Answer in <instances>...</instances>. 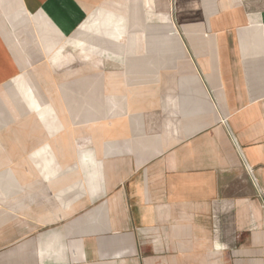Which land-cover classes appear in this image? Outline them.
<instances>
[{
  "label": "crops",
  "instance_id": "crops-1",
  "mask_svg": "<svg viewBox=\"0 0 264 264\" xmlns=\"http://www.w3.org/2000/svg\"><path fill=\"white\" fill-rule=\"evenodd\" d=\"M0 105V264H264V0H0Z\"/></svg>",
  "mask_w": 264,
  "mask_h": 264
},
{
  "label": "rangeland",
  "instance_id": "rangeland-1",
  "mask_svg": "<svg viewBox=\"0 0 264 264\" xmlns=\"http://www.w3.org/2000/svg\"><path fill=\"white\" fill-rule=\"evenodd\" d=\"M87 22V21H86ZM84 36V37H83ZM98 40V39H97ZM100 40V39H99ZM81 42H83V43H86V46L87 45H91V44H95L96 43V37L93 35V31H92V26H91V23L90 24H88L87 25V27L84 29V30H82L81 32H78L77 33V35L75 36V35H72V36H70V37H68L67 39H66V44H67V46H74L75 44H77V49H79V48H85L86 46H82V43ZM146 42H147V44H149V45H151V44H154L155 43V41H154V38L153 37H147V40H146ZM81 43V44H80ZM81 52V51H80ZM89 52L90 51H87V52H84V53H82V54H84V56L86 55V54H88L89 55ZM70 53L74 56V57H76L77 58V54L79 53V52H76L75 51V47H72L71 48V51H70ZM156 56V53H154V52H146L145 53V57H146V59L148 60V61H150V62H152V61H154V59L156 58L155 57ZM164 60L166 59L167 60V58L166 57H164L163 58ZM36 64L37 65H44L45 63H46V56L45 55H41V56H38V57H36ZM36 65V66H37ZM35 66V68H33L32 70H35V72H37L36 70L38 69L37 67ZM67 70H75L74 69V67H71V68H69V69H67ZM84 70H87V71H89L88 69H84ZM54 73V76L57 78V76H58V74H60V73H58V69H56L55 71H53ZM63 74H64V70H62L61 71ZM24 75H26V73H24ZM27 78V77H26ZM71 90V89H70ZM72 91V90H71ZM74 91V90H73ZM4 150V149H3ZM9 150V149H8ZM0 151H1V149H0ZM9 213V212H8ZM2 214H4V215H6V212H0V216L2 215ZM9 231H10V229L9 228H3V229H0V235H9Z\"/></svg>",
  "mask_w": 264,
  "mask_h": 264
},
{
  "label": "bare ground",
  "instance_id": "bare-ground-1",
  "mask_svg": "<svg viewBox=\"0 0 264 264\" xmlns=\"http://www.w3.org/2000/svg\"><path fill=\"white\" fill-rule=\"evenodd\" d=\"M84 37V36H83ZM37 39L39 40L40 39V37H39V35L37 36ZM52 106V105H51ZM0 112H2V114H1V117H0V122H4L5 121V116H4V114H3V112H4V110H3V108H2V106L0 105ZM9 116V115H8ZM10 117V116H9ZM10 119V118H9ZM57 121V120H56ZM2 196V195H1ZM3 199V198H2Z\"/></svg>",
  "mask_w": 264,
  "mask_h": 264
}]
</instances>
